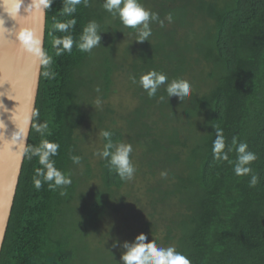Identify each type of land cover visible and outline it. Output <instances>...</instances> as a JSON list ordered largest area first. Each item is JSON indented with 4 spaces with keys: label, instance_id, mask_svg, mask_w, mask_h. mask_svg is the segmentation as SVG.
Listing matches in <instances>:
<instances>
[{
    "label": "trees",
    "instance_id": "16d2710c",
    "mask_svg": "<svg viewBox=\"0 0 264 264\" xmlns=\"http://www.w3.org/2000/svg\"><path fill=\"white\" fill-rule=\"evenodd\" d=\"M140 2L165 24L152 23V36L144 43H136L135 30L124 28L103 9V0L77 6L71 17L62 15V0L47 11L43 49L52 64L41 66L35 110L48 131L41 137L30 128L27 144L38 145L45 138L58 143L52 159L72 184L63 196L47 184L36 189L33 177L41 165L25 151L0 264H121L123 248L101 252L94 239L103 218L121 208L118 195L127 181L106 160L91 165L77 135L95 118L104 120L92 111L91 101L108 98L118 68L125 70L138 105L126 119L125 133L100 128L112 133L113 143L126 140L133 146L132 162L144 163L137 161L136 167L145 166L153 180L160 176L144 192L146 208L152 211L148 217L162 216L165 205L168 218L160 247L174 246L190 264H264V0ZM72 18L76 25L70 34L77 43L70 54L56 56L53 38L66 34L54 31L53 23ZM92 20L102 33L101 46L84 53L78 48L79 36ZM117 56L121 65L114 63ZM152 70L167 75L169 82L188 80L191 96L181 106L176 97L168 102L161 87L149 98L138 81ZM44 71L55 79L43 76ZM216 128L223 129L227 146L235 139L257 155L251 165L256 186H249L250 175L238 177L232 165L214 159ZM105 143L101 136L100 151ZM71 155L82 158L80 165L73 164ZM229 157L235 160L236 153ZM90 180L98 182L90 186ZM171 204L176 210L169 213ZM143 226L142 232L155 228L150 219H143ZM103 239L99 246L105 244L106 250L118 243Z\"/></svg>",
    "mask_w": 264,
    "mask_h": 264
},
{
    "label": "clouds",
    "instance_id": "9594fccd",
    "mask_svg": "<svg viewBox=\"0 0 264 264\" xmlns=\"http://www.w3.org/2000/svg\"><path fill=\"white\" fill-rule=\"evenodd\" d=\"M89 2L90 0H62V15L71 17L77 11V6L83 4L87 7ZM53 3H55V0H28L25 6V0H18V3L15 4V11L19 15L23 7L27 15L28 12H39L43 17ZM102 7L113 18L118 19L124 28L135 30L136 43L148 41L152 36V23H158L160 27L165 26L164 20L160 19L159 14L145 8L140 0H103ZM0 8L8 14L4 9V0H0ZM165 19L168 23L173 20L171 15L166 16ZM75 25V18L63 22L54 21V31L66 34L54 36L53 38L52 46L56 56L72 52L73 45L77 42L74 41L70 30ZM101 34L97 22L94 20L89 21L79 36V50L84 53H91L94 48L101 46ZM14 41L24 53L34 57L42 67L46 68L52 64V58L43 49L42 40L37 39L31 29L24 27L15 31ZM42 75L55 79V74L50 71H44ZM132 82L137 83V80L132 78ZM138 83L149 98L155 97L159 89L164 87L168 102L170 98L176 97L181 102V106L191 96L192 91V86L188 80L173 79L169 82L167 75L155 70L142 74ZM96 91L99 93L100 89L97 88ZM164 99V96L159 97L160 101ZM95 103L99 107L101 100L97 98ZM38 117L39 110L34 109L29 117V123L36 133L44 137L48 131V124L40 122ZM99 135L104 138L106 143L103 146V150L97 151L95 155L102 160H106L110 170H114L122 180L131 181L136 172V167L131 160L133 146L123 142L113 143L111 139L112 133L107 130L101 131ZM26 141L28 159L38 158L39 165H41V167L35 169L33 177L34 187L40 189L44 184H47L50 190L60 189V195H65L64 189L72 184L71 177L58 169L52 159L58 155L60 145L46 138L42 139L38 145L27 144ZM233 151L236 153L235 160H231L229 157V153ZM212 153L214 159L225 161L232 165L236 176L250 175L249 186H256L258 176L253 174L251 165L257 160V155L248 149L247 143L237 142L233 139L232 146L229 147L226 145L223 129L216 128L215 139L212 142ZM70 159L73 164L80 165L82 158L78 155H71ZM160 175L163 178H167L168 174L167 172H161ZM123 249L124 251L120 257L121 264H190L189 259L178 252L174 246L160 247L156 240L148 241L144 234L136 236L132 242L125 241Z\"/></svg>",
    "mask_w": 264,
    "mask_h": 264
},
{
    "label": "water",
    "instance_id": "95a60500",
    "mask_svg": "<svg viewBox=\"0 0 264 264\" xmlns=\"http://www.w3.org/2000/svg\"><path fill=\"white\" fill-rule=\"evenodd\" d=\"M28 0H25V6ZM18 0H4V5H9L11 16L8 12V24L6 25L3 17H0V74H9L12 78L4 81L0 78V113L7 112L8 117L0 118V139L1 148L6 153L0 156V252L5 238L8 221L10 218L13 201L18 186L23 159L26 151V143L30 133L29 117L35 109L41 64L34 57L24 53L14 41V33L20 28L27 27L33 31L37 39L42 40L44 47L45 16L39 12H24L22 7L19 15L16 14L15 4ZM22 15V16H20ZM27 15V16H24ZM9 59L6 60L7 55ZM8 61V62H7ZM8 63L20 66L21 69L14 73ZM10 70V73L7 71ZM15 77V78H13ZM10 107L2 104L1 98L7 94ZM3 105V106H2ZM13 145V149L8 148ZM7 146V147H6ZM6 150V152H5ZM10 150V151H9ZM9 158L8 160H6Z\"/></svg>",
    "mask_w": 264,
    "mask_h": 264
},
{
    "label": "rangeland",
    "instance_id": "374dc122",
    "mask_svg": "<svg viewBox=\"0 0 264 264\" xmlns=\"http://www.w3.org/2000/svg\"><path fill=\"white\" fill-rule=\"evenodd\" d=\"M114 63L118 65L122 63V60L119 56L114 59ZM121 65V64H119ZM113 84L111 85V92L107 99L101 100V104L98 107L96 105V99L91 101L93 107L92 111L96 112L97 115H103L104 120L102 122H98V118H95L92 122H89L85 126H83L78 132L77 135L80 140H82L83 147V155L88 159L91 165H94L95 162L99 160V157L95 155L97 151H100L101 147V136L99 133L102 131V128H116L121 130L122 132L127 131V122L130 112L135 109L138 105L135 100L133 93L134 90L130 87L129 83L126 81V74L123 68H118V70L112 75ZM106 111H111L112 114L106 113ZM126 143V140L124 141ZM139 153V152H137ZM139 164H144L143 160H137ZM137 161H134L133 164L137 165ZM136 172L134 178L131 181H127L125 187L122 188L118 197L122 198L123 202L122 206L116 212H109L106 215L101 224L97 228V237L94 239V243H98L97 248L103 251L109 252H117L123 248V244L125 241L132 242L136 236L140 234H144L148 241L156 240L158 246H160L159 241L161 239V235L164 233L163 225H166L164 220H166L167 215H165V205L161 209L162 214L160 217L149 216L146 213L152 214V211L149 210L150 207L146 208L144 194L145 190L150 187L151 184L160 180V176L157 175L156 178H153L149 174V170L144 166L141 169L136 167ZM95 183L91 182L89 185H95L98 181L94 180ZM132 187V190L129 189ZM136 190V191H135ZM124 196V197H123ZM137 201H143L141 204L137 203ZM146 208V209H145ZM148 209V210H147ZM169 213L176 210V206L171 204L168 208ZM141 216V219L139 218ZM143 219H150L152 223H154L155 228H150L149 232H142L139 230L140 227L143 229ZM141 221V223H139ZM155 233L152 235L151 233ZM114 235V237H113ZM101 237H103L104 243H108V241L115 240L118 243H115L112 247H109L107 250L102 246H99V242L101 241Z\"/></svg>",
    "mask_w": 264,
    "mask_h": 264
},
{
    "label": "bare ground",
    "instance_id": "6f19581e",
    "mask_svg": "<svg viewBox=\"0 0 264 264\" xmlns=\"http://www.w3.org/2000/svg\"><path fill=\"white\" fill-rule=\"evenodd\" d=\"M9 5H4V9H7V10H9V12H10V15L9 16H11V10H10V8L8 7ZM24 10V9H23ZM6 11V10H5ZM7 12V11H6ZM3 17V19H4V21L6 22L5 24L7 25L8 24V14L7 13H5L4 11H3V9L2 8H0V17ZM7 55V57H5V59L6 60H8L9 59V56H8V54H6ZM8 62V61H7ZM8 66H10V64L8 63ZM0 67H2V65L0 64ZM11 68H12V70H13V72L14 73H17L18 71L17 70H19V69H21L22 67H20V66H14L13 65V63L11 64V66H10ZM7 71L10 73V70H8L7 69ZM19 73V72H18ZM3 76V78H4V81L6 82L8 79H10V78H12V76L11 75H9V74H5V72H4V70H3V73H1L0 74V78ZM13 78H15V77H13ZM10 94L8 93L6 96H5V98H1V101H2V104L3 105H5L6 107H10V104L9 103H11V98H10V101H9V103H8V101H7V97L9 96ZM2 105V106H3ZM6 115H8V113L7 112H2V113H0V118L3 120V118L6 116ZM6 117H8V116H6ZM2 137V139H0V142L1 141H3V138H5V135H3V136H1ZM10 144L11 143H8V148L9 149H13V145L11 146V147H9L10 146ZM6 146V147H7ZM10 151V150H9ZM4 151L2 150V148H1V143H0V156H4V155H6V153H3ZM5 152H6V150H5ZM9 158H7V156H6V160H8Z\"/></svg>",
    "mask_w": 264,
    "mask_h": 264
}]
</instances>
